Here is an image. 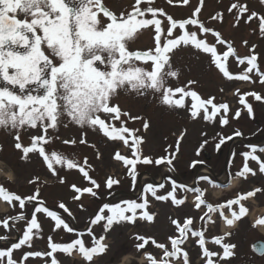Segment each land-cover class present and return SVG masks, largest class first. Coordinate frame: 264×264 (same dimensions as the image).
I'll list each match as a JSON object with an SVG mask.
<instances>
[{
	"label": "snow or ice",
	"instance_id": "6c2138e0",
	"mask_svg": "<svg viewBox=\"0 0 264 264\" xmlns=\"http://www.w3.org/2000/svg\"><path fill=\"white\" fill-rule=\"evenodd\" d=\"M143 0H135V6L127 15L121 13L118 17L108 8L102 0H0V128L6 130H20L26 126L31 129H42L43 135L33 136L30 146H24L20 141L18 134L14 135V149L21 152L20 161L27 163L30 160V154L38 153L43 163L49 170L50 174L58 178L60 184L65 183V178L59 176L60 169L78 171L89 180L93 187L80 188L75 184L71 185L77 194L74 200H80L84 193L92 197L97 196L100 185L89 176V172L82 166L77 159L69 158L68 155L58 151H46L45 145L52 141L48 135L49 129L57 130L62 118L78 126L80 129H97L112 141H123L125 146L131 148V158L121 155L119 151L115 153L114 159L122 161L127 168L128 176L133 182V188L137 182V165L157 166L166 162L170 171H174L173 161L177 153L170 158H157L153 160L149 156H143L141 144L143 138L135 133L139 130L129 129L121 116H128L129 119H141V117H131L129 113L122 112L118 104H113L112 100L121 90L128 93H135L138 96L146 95L149 91L160 94L161 103L170 108L186 107L185 98L191 99L190 116L193 120L202 115L203 120L214 122L219 116V122L222 126L229 123L228 113L229 105L227 103H214L215 97L203 99L195 90H190L189 86L196 81L189 80L183 87H171L168 84L169 79H177L179 70L174 69L172 65L171 54L183 47L191 46L200 52L209 55L210 63L219 73L228 81H252L250 73L255 72L259 77L261 84H264V71L258 65V57L254 53L255 45L252 46L253 54L239 57L233 44L225 40L221 33L213 27L206 26L199 19L205 0H199L198 6L195 7L191 16L186 19H174L167 14L164 9L152 6L141 7ZM183 5H189V0H178ZM151 5L154 0H147ZM169 5L173 0H167ZM264 4V0H260ZM235 10V11H234ZM227 11L234 15L235 24L238 26L242 21L245 25L258 21L259 33L264 37V15L256 11H250L249 7L241 3H232ZM98 13H103L102 17ZM150 14L151 18H146ZM23 17V18H21ZM159 17H165L167 28L162 25L164 20ZM107 18V22L104 20ZM212 21H223L220 12L211 16ZM188 26H194L196 30H190ZM154 29V48L144 51H130L127 47L135 35L142 29ZM179 34L174 35V32ZM211 34L215 38V43L201 38L198 35ZM247 44V41H244ZM224 46L226 50L220 52L217 46ZM235 57L239 65L246 67L239 73L233 74L229 70V58ZM136 62L151 65L150 69L139 66ZM221 91L223 89L221 88ZM239 95V103L247 109L249 116L253 115V107L248 103L246 97H253L256 101H264V96L256 92H248ZM179 94V98L177 97ZM211 109V110H210ZM101 114L111 117V121H120V126L115 123L106 122L101 118ZM241 112L236 111L234 118H239ZM64 127H68L65 123ZM144 130L149 128L147 121L143 124ZM240 137L243 134L236 131L234 134ZM86 133L82 132L79 139L80 144H86L84 139ZM233 136H221L216 144L217 151H220L226 141L232 140ZM131 140V144L129 141ZM64 144L75 145L76 139L64 140ZM208 143L205 140L200 148L203 149ZM93 147H95L93 145ZM251 151L241 153L244 157V164L241 171L236 173V177L247 179V174L256 176L248 164V161H255L259 165V173L264 174V159L257 152L264 153V147L257 145H248ZM199 155V150L197 152ZM100 158L97 152V159ZM87 164V158L84 160ZM193 162L192 167H195ZM171 190L166 194H158L159 189L165 187L164 183L149 182L142 188L141 201L125 200L116 204H103L94 218L90 220V225H101L102 235L98 238L93 234V228H87V235L91 238V246H86L82 238H75L71 242L57 243L48 237L50 251H27L22 254L21 264L30 257H51V264H60L55 257L56 253H63L71 256L74 252H79L82 257L91 264L94 257L104 255L108 251V245L102 243L106 234L114 227L122 226L126 223L135 224L137 220L149 223L155 222V214H150L147 210L149 207V195L159 202H171L175 207H180L186 203V197L177 198V190L184 192H193L195 195V208L206 209L200 220L205 224H215L212 219L213 213H218L220 219L226 227H234L236 222L240 221L246 214L247 209L241 203L242 201L255 197L264 189L260 187L242 193L236 198L229 199L225 203L212 205L207 203L203 198L205 191L199 187H191L178 183L171 177ZM36 177L28 181L29 184H35ZM199 181H208L214 187H219L209 177H198ZM231 179L229 180V186ZM119 180L109 176L106 180V187L112 189L118 185ZM0 197L11 204L18 202L21 210L25 209L26 204L36 202L30 219L23 211L15 217L5 218L3 226L9 227V220L13 222L27 221L26 228L18 242L12 243L6 249H0V264H17L13 258V251L19 250L22 246L32 247L34 236H38L41 224L38 222L37 214H44L55 222L53 231L63 229L67 233H76L78 237H83L84 232H78L70 227L61 214L56 210H50L45 206L43 200L38 201L39 187L35 189L34 194L22 197L15 194L3 186H0ZM238 205L239 210H233V206ZM83 207V206H81ZM59 209L71 217L69 209L64 203H59ZM225 208L230 212L229 216L225 215ZM138 210L139 214H138ZM205 218H207L205 220ZM171 224L175 226L178 236H169L170 248L163 243H157L155 239L146 238L143 235H135L138 241L135 245L137 252H143L146 246L154 245L157 249L163 250V256L158 261L151 254L147 258L151 264H169L171 259L183 258V264H189V253L184 251L180 246L191 237L198 238V244L202 250V257L205 258L206 264H214L213 257L219 256V260H227L234 253V244L226 243L225 239L232 233L227 232L224 235L213 237L212 242L220 246L223 254L220 255L215 251H210L205 246V231L194 230L193 218L187 217L181 223L178 219H172ZM264 225V218L258 219L256 225ZM34 230H36L34 232ZM0 240H7L6 236H0ZM253 251H257L256 245H252ZM128 253H124L126 255ZM264 255V252H260ZM6 258V259H5Z\"/></svg>",
	"mask_w": 264,
	"mask_h": 264
},
{
	"label": "rangeland",
	"instance_id": "374dc122",
	"mask_svg": "<svg viewBox=\"0 0 264 264\" xmlns=\"http://www.w3.org/2000/svg\"><path fill=\"white\" fill-rule=\"evenodd\" d=\"M232 3L245 4L249 7L250 11H256L259 14L264 15V4H261L260 0H205V5L202 8L199 19L204 22L206 26L213 27L215 30L219 31L225 40L231 42L236 50L237 55L241 58L252 55V46L255 45L256 47L254 49V53L258 57V65L260 66L261 70L264 71V37H262L259 33L258 21L254 20L247 25H245L242 21L238 26H234L235 17L233 14L227 11ZM198 4L199 0H189V5H183L182 3L178 2V0H173V4L171 5L167 3V0H154L153 6L164 9V11L167 14L173 16L174 19L180 20L189 18ZM134 6L135 0H107L108 9L118 17L121 15V13L127 15L130 11H132ZM150 6H152V4ZM141 7H143V5H141ZM217 12H220L223 16L222 22L212 21L210 19V17L215 15ZM162 20H164V24L162 26L166 29L168 26L166 19L162 18ZM188 27L190 30H196L194 26ZM145 31V29L140 30V32H138L135 37L130 42H128L127 47L130 51H133L134 49L144 51L147 50V48H154V34L151 36L149 34L150 37H147ZM177 34H179L178 30L177 32H174V35ZM198 35L201 36V38L208 40L210 43H215V38L210 33L204 35L198 33ZM244 41H247V44H245ZM217 47L218 51L220 52L226 50L224 46L218 45ZM171 56L173 68L179 70V76L177 79H169V86L173 88L183 87L187 85L189 80L196 81V83L189 86V88L190 90L197 91L203 99L211 97L214 93L215 94L212 97L215 95L216 97L220 96L222 88L223 91L229 90L227 94H223V96L226 98L225 103H231L227 101V99H230V94L233 92L235 86L239 84L247 83L249 86L264 88V84H261L259 78L255 77L253 73L249 74L252 77L253 82L235 80L228 82L222 76V74L219 73V71L213 65H211L209 55L204 54L191 46H182L181 48L175 50ZM245 67L246 63L245 65H239L235 57L229 58V70L233 74H239ZM148 68L150 69V67ZM239 93L244 94L246 93V90H243ZM263 93L264 91L261 92V94ZM147 95L149 96H138V98L135 99H132V97L127 99L118 97L116 101L121 107L122 112H128L129 116L131 117H141V119L133 120L129 119L128 116H122V120L125 122V126L129 129L139 130L135 134L143 138V143L140 146L143 156H149L153 160L157 159L158 157L165 158V156H167V151L170 150V153L173 155L177 153L178 149L176 159L173 161V167L175 168L177 175L180 176V155H183L184 150L191 152L197 149L205 140H207L209 144L213 134V129H215V121L208 122L203 120L202 113L201 116L193 120L190 116V98H185L186 107L180 109L170 108L163 105L161 103L160 94L158 93L149 91ZM237 96L239 97V95ZM176 98H179V94H177ZM230 100L232 101V106H234V108H231V110H236L235 106L238 104V102H233L232 99ZM112 103L115 104L113 100ZM242 109H244V106L238 105L237 110ZM101 118H104L107 121L110 116L101 114ZM145 121L149 123V128L147 130H144L143 126H141V123L144 124ZM65 123L68 124V127L63 126ZM138 124L140 126H138ZM245 124L246 121L244 119H239L231 121L229 128L234 129L235 132H241L243 134L241 139L244 140ZM219 127L220 130H222V127H224L223 129L228 128L227 126H222L220 122ZM183 128H189V131L184 135V138L183 136L180 138ZM7 131L8 130L6 129L0 128V171H2L4 174H11L15 182H9L5 176H0V186L5 187L15 194H19L22 197L34 194L35 189L39 187L38 201L43 200L45 202V206H47L50 210L58 211L61 214V218L64 219L70 227H73L74 229H87L89 226H91L93 228V234L97 238L104 234L101 225H90L89 223L90 219L94 218V214L98 212L101 204L104 203L105 195L100 194L99 189L94 188V191H97L96 197H92L90 194L84 193L80 200H74L73 197L77 194L74 192L71 185L75 184L77 187L82 189L85 187H93L90 181L85 179L78 169H60L59 176L65 178V183L60 184L58 178H55L50 174L38 153L30 154L29 162L23 163L20 161L21 152L14 149L13 137L17 134V131L21 137L20 142L24 146H29L33 136L44 134L42 129L39 127L37 129H31L26 126L20 130H9V136L6 135L9 134ZM82 132L86 133V136H84V139L87 141L86 144L79 143ZM48 135L52 137V141L45 145L46 151L51 152L52 150H55L62 154L68 155L69 158L77 159V161L82 166H84L87 171H89V176L95 179L98 184H100L103 173V167L101 166L103 146L100 144V139L103 138V134L98 129L96 131L88 128L80 129L78 126L70 123L65 117L62 118L57 130L49 129ZM235 138L240 137L235 136ZM71 139H76L77 143L75 145H67L63 143L64 140ZM129 143L131 144V140ZM239 143L241 142L238 140V143L232 148L234 151L242 148L241 144ZM122 144L121 142L119 143L122 148V154L126 156L131 151V148L130 146L125 147L123 141ZM93 145L95 147H93ZM174 148H176V150H174ZM97 152L100 154L99 159H97ZM85 158H87V164H84ZM236 159L237 163L234 165L230 161V157H228V155L225 156V162L223 166L228 167L229 170H231V174L233 175L232 183L228 189L199 184V187L205 191V195L203 197L205 201L211 200L214 202L213 205H219L225 201H228L229 199L234 198L232 196L233 194H240V192H244L246 189L251 187L248 186V181L245 178L236 177V173L241 171L243 168V157L242 155L240 156L236 153L234 160ZM222 160L223 159H221V163L218 166V175L222 171ZM120 166L118 167L117 172L123 169L120 174L124 177V179L126 178L132 182L130 176H128L127 168L124 165H122V167ZM160 167L155 165L153 167L147 168L142 164L137 165L138 173L142 171H149L153 175L152 181L146 180L145 178L142 179L141 177L137 179V184L138 187L140 186L139 188L141 191L143 186L147 183H155L154 180L158 178L157 171H160V175L163 176L164 180L162 183L165 185L163 189H159L158 194H166L171 190V183H167V172L160 170ZM146 175L148 174L146 173ZM141 176L145 177V174ZM33 177L37 178L36 183L29 184L28 181ZM252 186H258L261 189H264V179L255 177L253 179ZM134 189H137V185H135V187L131 189L130 192H133ZM140 197L138 202H142ZM181 197H186V203L181 207V209L185 210L184 212H180L178 209H176L177 207L173 206L170 201L167 203L159 202L154 198H151L149 195V207L147 210L150 212V214H155V222L149 223L146 221L142 222L137 220L135 224L126 223L122 226L114 227L106 234L105 240L102 241V243L108 245L107 253L94 257V260L91 262V264H119V261L121 257H123L124 253H134L136 257L142 258L143 264H151L149 262L144 263L146 259V252L151 254L159 261L163 256V250L157 249L154 245H151L150 240L149 246H146L143 252H137L135 245L138 243V241L134 238V236L143 235L146 238L155 239L157 243H163L169 248V250H171L170 246L167 245V235L172 234L171 231H174V228L170 227L169 229L167 226V217L169 214L179 217L187 214L188 217L193 218L194 223H197V220L199 219L195 204L192 201L193 198L190 197V195H187L186 192L178 189L177 198ZM120 198L125 199L127 197L126 195H121ZM61 202L64 203L69 209L72 218L71 220L68 218L70 216L67 213H64L62 209L58 208V205ZM107 203L112 204L113 201H109ZM35 204L36 202L26 204L25 209L21 210L19 208L18 202L14 201L9 204L8 202L4 201L2 197H0V236L11 235L12 231L10 229H12L13 232L17 233L21 238L23 231L26 228L27 221L13 222L12 220H9V227L7 229H10L5 232H3L5 227L3 226L2 222L5 218L15 217L22 211L30 219ZM169 206L175 207V209L168 208ZM225 214L229 215V211L226 210ZM37 218L38 222L41 224V229L39 235L33 237L32 247L29 248L27 245H25L22 246L21 249L13 251V258L17 260V264H21V258L24 252L50 251L48 246L49 236L52 237L53 242L57 243H66L71 242L75 238H82L85 240L86 246H91V238L87 235L86 230L84 231L85 235L83 237H78L75 232L67 233L63 229L53 231L55 222L52 221L51 218L39 213L37 214ZM176 218L178 219V217ZM198 223H201V220ZM218 226L219 228L216 227L215 230L206 234L205 240L207 243L205 246L208 247L210 251H215L222 255V248L215 245L212 242V239L215 237L214 235H224L225 233L230 232V230L229 227H221L220 224ZM191 227L194 230L197 229V227L194 225ZM35 231L36 230H34V232ZM172 236L175 237V235ZM195 239V237H191L189 234L187 242L181 247L184 251L189 253V264H206L205 258L202 257V250L199 247L198 241ZM231 239L233 240V235H231V237L229 236V238L226 237L225 242L230 243ZM15 242H0V249H6ZM54 255L60 261V264H89V262H87L79 252H74L71 256L59 252ZM180 258H182V256ZM171 260L173 261H169V263L171 262L175 264L176 260L178 259L174 258ZM213 260L214 264H242L231 260V258L221 261L219 260V256L213 257ZM23 264H51V257H30L27 261H23ZM132 264H137V261L133 260ZM249 264H264V262L258 261L257 263L254 262Z\"/></svg>",
	"mask_w": 264,
	"mask_h": 264
},
{
	"label": "flooded vegetation",
	"instance_id": "af4514ba",
	"mask_svg": "<svg viewBox=\"0 0 264 264\" xmlns=\"http://www.w3.org/2000/svg\"><path fill=\"white\" fill-rule=\"evenodd\" d=\"M102 3L106 8H108L107 0H102ZM153 4L154 3H152V6ZM142 5L143 7L150 6L147 3V0L146 1L143 0ZM98 16L102 17L103 13H98ZM146 18H151L150 14ZM159 18L166 19L165 17H159ZM104 20L107 22V18H104ZM145 34L149 35L150 33L146 32ZM138 65L142 67H146V68L151 67L150 64H144V65L138 64ZM253 74L255 77H258L256 76L255 72H253ZM237 89L239 90V92L246 90V93L256 92L258 94H261V92L264 91L263 87H253V86H249V84H247L245 87L240 86V87H236V89H233V93L230 95L229 98L232 99L233 102H238V104L235 106L236 110H231V108H234V106H232L233 104H231L232 101L230 99H227V101L231 102V103H227L230 109L228 113L229 123L224 126H227L228 128L223 129L222 132L220 131L219 116H217L215 119V129H213L214 133L212 135L210 143L209 144L207 143L203 149L198 147L197 149L191 152L184 150L183 155L180 156V159H179L181 161V167L179 170V172L181 173L180 183L191 186V187H198V184L196 183V180L198 177H209L210 180L216 182V178L214 176L218 175V166L221 163V159H223L222 166L224 165L226 155L230 157V161L232 163H235L237 161V160L236 161L234 160L236 157V153L240 154L241 152L251 151V149L247 147L248 145L264 146V101H256L251 96L246 97L248 103H250L253 107V115L250 117L249 113L247 112V109L244 108L242 110H239L241 112L240 117L234 118L238 105H241L239 103V97L237 96V91H236ZM228 92L229 90L222 91L221 95L217 97L215 95L214 103H217V104L225 103L226 98L223 96V94H227ZM119 93H120V96L118 94L117 96L113 98V101L115 102V104H117L116 100L118 97L125 98V99L131 98V97L132 99L138 98V95H136L135 93H128L124 90H121ZM261 95L264 96V93ZM146 96H149V95L147 94L143 95V97H146ZM239 119H244L246 121L245 128H244L245 141L243 142V148L234 151V149L232 148L235 146L236 141L233 138L232 140L226 141V143L222 145L221 150L217 151L216 144L219 142V139L221 136L223 137L233 136L234 137L233 135L234 133H230V131H232L233 129L231 130L228 125L231 123V121H235ZM106 122L115 123L117 127L120 126V121H111V117ZM188 131H189V128H185L184 133L181 135V138L182 136L184 138V135ZM7 133L9 134H6V135L9 136L10 131L8 130ZM100 144L103 146V149H102L103 156H102V162H101L102 163L101 166L103 167L102 168L103 173L101 176V182H100L101 186L99 187V191H100V194L105 195V200L114 201L112 204H116L119 202L121 195L125 193L124 192V185H125L124 178L123 176H121L119 172H117V169L121 165L122 161H117L114 159L115 153L117 151H119L120 154L122 155L121 146L119 145V140L112 141L104 136L102 139H100ZM198 150H199V155H197ZM257 155H260L262 159H264V153H259L258 151ZM168 158H170V154L168 155ZM193 162H196L195 167H192ZM244 162L245 161L243 157V164ZM200 164H204L208 166L214 176L212 174L204 175L205 173L201 170L197 172ZM248 164L254 171L257 172V175L252 176L250 173L247 174L246 180L248 181V186H251V187L246 189V191L244 192H240V194L242 193L246 194L248 191L254 190L255 188L258 187V186H252L253 179L255 177L264 179V174L259 173V170H258L259 165L255 161L249 160ZM199 172L203 174L198 176ZM109 176L119 180V184L114 185L112 189H108L106 187V180ZM199 183L202 185L203 184L211 185V183L208 181H199ZM228 188H229V185L228 187L223 188V189H228ZM186 193L187 195H190V196L196 195V193H193V192H186ZM240 194L235 193L232 196L236 198ZM193 200H195V197H193ZM241 203L246 207L247 212L240 221L236 222L234 227H230L231 231L233 232L232 233L233 240L231 239L230 243L235 245V248L232 250L234 255L231 257V260H234L242 264H249V263H254V262L257 263L258 261L264 262V255L259 254L260 252H264V225L257 224L255 227H253V225L258 219L264 218V192L257 193L255 197H250L242 201ZM225 210H228V209L225 208ZM233 210L238 211L239 206L234 205ZM211 215H212V219L215 220L216 222L215 224H212V223L205 224V221L201 220V223L197 226L203 230L206 228L207 229L206 231L215 230L216 227L219 228L218 225L222 221L220 219L219 214L213 213ZM206 219L207 218H205V220ZM254 244L256 245L257 251H253L252 245Z\"/></svg>",
	"mask_w": 264,
	"mask_h": 264
},
{
	"label": "clouds",
	"instance_id": "9594fccd",
	"mask_svg": "<svg viewBox=\"0 0 264 264\" xmlns=\"http://www.w3.org/2000/svg\"><path fill=\"white\" fill-rule=\"evenodd\" d=\"M0 176H5V178L9 182H15L11 174H4L2 171H0ZM133 260H136L137 264H143L142 258L136 257L134 253H128L124 255L123 257H121L119 264H132Z\"/></svg>",
	"mask_w": 264,
	"mask_h": 264
},
{
	"label": "bare ground",
	"instance_id": "6f19581e",
	"mask_svg": "<svg viewBox=\"0 0 264 264\" xmlns=\"http://www.w3.org/2000/svg\"><path fill=\"white\" fill-rule=\"evenodd\" d=\"M143 178H144V176H142ZM145 178H146V176H145ZM224 180V177H221L220 178V181L222 182ZM229 218H230V216H229Z\"/></svg>",
	"mask_w": 264,
	"mask_h": 264
}]
</instances>
